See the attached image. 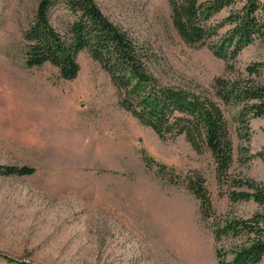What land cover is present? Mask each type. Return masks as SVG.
Instances as JSON below:
<instances>
[{
    "label": "rangeland",
    "instance_id": "1",
    "mask_svg": "<svg viewBox=\"0 0 264 264\" xmlns=\"http://www.w3.org/2000/svg\"><path fill=\"white\" fill-rule=\"evenodd\" d=\"M39 1L0 0V166L36 169L30 177L0 173V254L30 264H217L214 220L202 216L200 200L181 181L147 169L142 153L169 174L202 173L217 215L249 218L258 205L230 201L209 151L197 152L185 136L162 140L123 110L88 52L80 53L72 81L50 65L27 68L23 33ZM95 1L139 41L165 86L214 97L216 78L264 64V37L231 63L234 73L207 45H189L167 0ZM218 102L234 146L230 173L264 184V117L241 128L240 107Z\"/></svg>",
    "mask_w": 264,
    "mask_h": 264
},
{
    "label": "trees",
    "instance_id": "2",
    "mask_svg": "<svg viewBox=\"0 0 264 264\" xmlns=\"http://www.w3.org/2000/svg\"><path fill=\"white\" fill-rule=\"evenodd\" d=\"M167 1L172 25L182 40L192 46L207 45L233 73L236 69L231 63L242 50L264 37V0ZM37 5L23 33L25 66L39 69L50 65L57 69L59 79L72 81L81 70L79 55L86 51L109 75L121 96L123 110L151 127L162 140L185 136L197 152L209 151L217 185L221 190L228 187L230 201L258 205L251 217L217 215L207 179L199 171L176 176L169 174V166L156 162L146 152L142 158L147 169L156 168L161 176L175 183L181 181L200 200L202 216L214 220L217 264H264V184L236 179L230 173L234 146L218 102L240 107L241 128L251 119L264 117V79H257L264 64H250L243 76L233 79L216 78L214 97L165 86L151 72V60L139 41L106 16L95 0H40ZM56 21L61 28L55 26ZM0 173L30 177L36 169L0 166ZM224 237L234 240L231 248L221 244ZM0 259L10 264H30L3 254Z\"/></svg>",
    "mask_w": 264,
    "mask_h": 264
}]
</instances>
